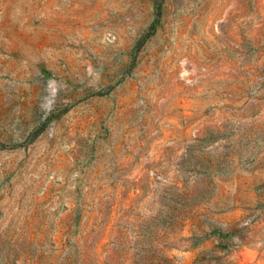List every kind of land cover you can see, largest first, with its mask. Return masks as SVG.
I'll list each match as a JSON object with an SVG mask.
<instances>
[{
  "label": "rangeland",
  "instance_id": "374dc122",
  "mask_svg": "<svg viewBox=\"0 0 264 264\" xmlns=\"http://www.w3.org/2000/svg\"><path fill=\"white\" fill-rule=\"evenodd\" d=\"M187 244L264 264V0H0V264Z\"/></svg>",
  "mask_w": 264,
  "mask_h": 264
},
{
  "label": "crops",
  "instance_id": "0c3cea01",
  "mask_svg": "<svg viewBox=\"0 0 264 264\" xmlns=\"http://www.w3.org/2000/svg\"><path fill=\"white\" fill-rule=\"evenodd\" d=\"M215 214L217 217L220 218H228L231 217L232 212L225 210V211H219L218 213ZM193 221L194 220L190 221L189 227L193 225ZM187 232H188V228H187ZM179 253H180L179 255L180 264H193L197 257L198 252L197 249L192 244H187L185 247L179 249Z\"/></svg>",
  "mask_w": 264,
  "mask_h": 264
}]
</instances>
